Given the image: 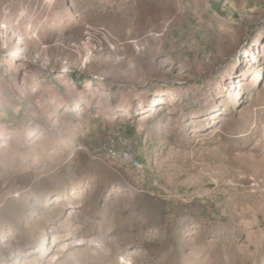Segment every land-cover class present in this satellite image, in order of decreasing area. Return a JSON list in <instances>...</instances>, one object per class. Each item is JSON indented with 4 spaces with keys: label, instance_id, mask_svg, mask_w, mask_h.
Here are the masks:
<instances>
[{
    "label": "rangeland",
    "instance_id": "obj_1",
    "mask_svg": "<svg viewBox=\"0 0 264 264\" xmlns=\"http://www.w3.org/2000/svg\"><path fill=\"white\" fill-rule=\"evenodd\" d=\"M0 264H264V0H0Z\"/></svg>",
    "mask_w": 264,
    "mask_h": 264
},
{
    "label": "bare ground",
    "instance_id": "obj_2",
    "mask_svg": "<svg viewBox=\"0 0 264 264\" xmlns=\"http://www.w3.org/2000/svg\"><path fill=\"white\" fill-rule=\"evenodd\" d=\"M97 156L106 160L132 165L137 163L138 152L132 148L119 147L113 141H105L99 144L98 150H95Z\"/></svg>",
    "mask_w": 264,
    "mask_h": 264
},
{
    "label": "built area",
    "instance_id": "obj_3",
    "mask_svg": "<svg viewBox=\"0 0 264 264\" xmlns=\"http://www.w3.org/2000/svg\"><path fill=\"white\" fill-rule=\"evenodd\" d=\"M98 147H99V144H98V142L95 144V147H94V150H98ZM138 152V151H137ZM136 164V166H137V168H138V166H144L143 165V163H135Z\"/></svg>",
    "mask_w": 264,
    "mask_h": 264
}]
</instances>
